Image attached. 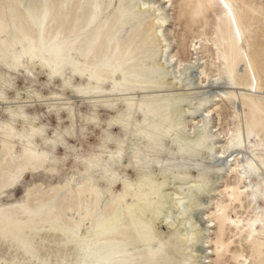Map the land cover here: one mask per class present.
I'll use <instances>...</instances> for the list:
<instances>
[{
	"label": "rangeland",
	"instance_id": "rangeland-1",
	"mask_svg": "<svg viewBox=\"0 0 264 264\" xmlns=\"http://www.w3.org/2000/svg\"><path fill=\"white\" fill-rule=\"evenodd\" d=\"M146 1L164 8L167 22L163 30L171 45L167 54L198 61L210 80L223 71L226 75L235 72L236 86L248 100L240 105L236 98L217 97L220 101L215 102L218 108L210 127L223 136L244 134L247 149L259 145L264 155V0H232L237 23L220 7L219 0L213 7L203 3V13L199 0ZM140 4V0H0V38L9 43L12 59L7 69L0 68V92L7 97L0 99V264H187L191 250L182 242L181 224L172 229L154 224L141 198L127 209L114 191L117 184L113 188L98 180L97 191L87 183L85 160L102 150L105 136L90 118V101L95 95L87 93L93 83L86 73L130 72L133 66L146 74L155 72L159 62L164 42L155 36L157 13L140 8ZM193 41L206 49L195 55ZM211 42L225 54L223 66ZM47 54L54 64L64 65L58 72L61 81L57 75L48 76L49 72L36 74L33 64ZM246 54L255 65L258 89ZM150 58L154 61L151 68ZM63 59L71 62L63 64ZM74 65L85 72L82 78L73 72ZM194 70L200 83L201 69ZM171 81L167 86L163 81L166 87L151 92L171 89L177 95L178 90L168 85ZM63 103L74 108L75 124L60 110ZM18 107L24 114L13 118L17 131L29 132L27 117V122L40 126L34 140L43 150L41 163L38 155L26 157L19 144L10 153L4 146V123L9 121V112ZM202 114L188 118L189 124L193 118L200 120ZM122 132L116 129L114 133L122 137ZM224 139L220 145L226 143ZM130 144L123 155L126 163L135 159ZM261 167L259 182L264 185ZM222 175L215 178L218 184L199 209L200 227L202 221L209 226L210 219L217 226L202 244L207 255L196 263L237 264L234 257L243 253L247 264H264L260 248L264 232L255 244L244 233L257 213L245 199L244 187L236 185L228 174Z\"/></svg>",
	"mask_w": 264,
	"mask_h": 264
},
{
	"label": "bare ground",
	"instance_id": "bare-ground-1",
	"mask_svg": "<svg viewBox=\"0 0 264 264\" xmlns=\"http://www.w3.org/2000/svg\"><path fill=\"white\" fill-rule=\"evenodd\" d=\"M140 1V8L142 6L145 9H153L157 13L153 19L154 24L157 25L155 36L163 38L161 41L164 42L160 47L161 55L158 59L159 62L156 63L157 69L155 68V72L150 71L143 74L141 69L132 66L130 72L111 69L104 71L105 75L92 71L86 73L93 83L92 90L87 93L95 95L90 101V118L94 120L96 127L104 131L105 136L104 143L101 145L102 150L95 153L94 158L89 156L85 160L87 183L91 187L95 186L97 191L98 180L106 182L113 188L117 184L114 191L127 209L134 207L141 198L144 200L146 211L151 215L154 224L171 229L177 228L178 224H181L179 232L182 242H185L186 250H191L188 252L185 263L192 264V262H199L200 258L203 259L207 255L206 247H203L202 244L207 239L210 229L217 226V223L212 219L208 222L210 225L207 223L209 226H206L203 221L201 227L198 225V222H201L198 213L199 209L203 207V199L212 191L214 185L218 184L215 182V178L220 174L221 176L228 174L236 181V185L244 187L245 199L248 200L253 212L258 214L250 221L247 232L246 228L240 231H245L246 237L255 244L260 240L261 233L264 232V205H262V202L264 204V185L259 182L263 171L261 165L264 166V155L260 153L259 145L251 144L252 149H247L248 146L241 136L244 134L240 129L238 133L241 134L234 137L228 133L223 136L224 133L213 131L210 127L213 113L217 112L218 108L215 102L220 101L217 97L230 101L231 98H236V102L240 105L248 98L237 88L233 70H230L228 75L223 71L218 75L219 77L217 76L218 78L210 80V74L201 68L198 61L194 60V62L193 59H190L187 62L188 59H181V56L178 57L177 54H167L171 45L163 30V26L167 22L164 8L160 6L155 8L153 1ZM199 1L202 13L204 12L203 3L209 7H213L215 3V0ZM166 2H170V0ZM219 3L220 7L225 9L237 23L232 0H219ZM201 41L207 42V40ZM200 45L199 41H193L191 48L193 52H196L195 55L201 53V49H206L205 46L203 48ZM211 47L216 49L218 54L216 56L223 66L226 60L225 54L215 43H212ZM10 55L9 43L0 38V68L7 69L12 61ZM24 55L30 60L26 53ZM246 60L248 69L257 83L255 89H258L256 68L249 54H246ZM65 62L71 61L63 59L62 63ZM153 62V58H150L148 63L150 68L153 67ZM33 65L38 76L49 72L48 76L57 75L58 79H60L58 72L64 66L54 64L53 58L49 54L43 60L38 59L37 64ZM196 68L201 69L199 84L193 75ZM73 72L80 77L85 74L76 65L73 66ZM217 72L219 71L217 70ZM170 80L172 81L168 85L174 86L178 90L177 95H174L171 89L151 92L154 89L166 87ZM224 85H227L228 88H224ZM216 87L220 88L216 90ZM217 91L218 95H216ZM5 96L0 92L2 101L7 98ZM70 104L63 103L60 110H63L66 118L75 124V116L72 112L74 108ZM21 112L24 114V111L19 110V107L9 112V121L4 123L6 126L5 136H3L4 146L10 153L19 144L26 157L38 155L37 162L41 163L40 154L43 153V150L38 147L39 145L37 146L34 140L35 134L40 133V126L37 127L27 122V117L25 123L30 125L29 132L17 131L12 121ZM200 112L203 113L200 120L196 121L191 118L193 124L190 125L188 118L190 119ZM116 129L123 131L122 137L114 133ZM225 137L226 143L220 145L219 141ZM111 138L113 140H109ZM129 142L133 146L131 150L135 159L126 163L123 160V155L128 149ZM152 152L155 153L153 155L155 159L151 155ZM94 172L98 173V179ZM232 189L237 190L234 186ZM180 220L182 222H179ZM260 248L264 250V246H260ZM234 262L247 264L248 258L243 253H238L234 257Z\"/></svg>",
	"mask_w": 264,
	"mask_h": 264
},
{
	"label": "snow or ice",
	"instance_id": "snow-or-ice-1",
	"mask_svg": "<svg viewBox=\"0 0 264 264\" xmlns=\"http://www.w3.org/2000/svg\"><path fill=\"white\" fill-rule=\"evenodd\" d=\"M69 134H71V129L68 130Z\"/></svg>",
	"mask_w": 264,
	"mask_h": 264
}]
</instances>
